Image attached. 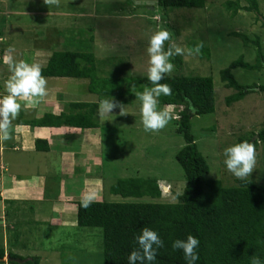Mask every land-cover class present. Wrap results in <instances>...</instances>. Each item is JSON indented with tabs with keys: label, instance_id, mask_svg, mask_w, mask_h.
I'll list each match as a JSON object with an SVG mask.
<instances>
[{
	"label": "rangeland",
	"instance_id": "obj_1",
	"mask_svg": "<svg viewBox=\"0 0 264 264\" xmlns=\"http://www.w3.org/2000/svg\"><path fill=\"white\" fill-rule=\"evenodd\" d=\"M225 1L206 0L204 8L167 9L166 17L159 9L158 14L150 16L148 10L157 7V0H49L48 3L44 0H0V27L4 34L0 39L6 47L0 58L12 55L17 60L38 63L42 68L53 50L90 49L96 56L100 76H144L148 67V38L157 30H168L170 42L185 49V55H181L184 74L213 77L216 110L213 114L194 115L192 130L208 159L212 177L221 179L227 186L233 185L236 178L224 169L223 149L238 143L239 137L248 138L264 128V92H250L242 100L228 105L227 96L235 90L224 87L220 72L241 54L246 60L255 61L254 50L243 46L240 38L230 35L232 31L251 37L260 35L264 52V0H259V20L255 12L244 10L229 18L222 6ZM127 2L130 5L126 6ZM241 2L244 4V0ZM89 28L95 30L91 34L87 31L77 34ZM90 35L93 41L88 40ZM191 40L209 46L210 57L187 55L190 46H197H188ZM80 41L86 45L81 47ZM9 48L13 51L9 52ZM175 71L174 66L169 74ZM245 72L240 68L234 72L242 84H264V68L249 71L244 78ZM9 75L7 65L0 60V95L6 94L4 81ZM44 77L47 95L32 104L18 101L21 109L11 123L10 139L0 144L2 158L6 152L14 155L9 156L10 159L5 157L4 163L0 156L1 174L6 165L10 175L9 167L19 168V162L24 159L20 171L25 177H18V170H13L11 190L18 185L26 186L24 181L36 179V173L44 174L46 179L40 196L42 201L28 199L9 205L5 211L0 203V248L5 250V260L0 262L15 264L8 261L10 252H14L26 258L39 256L40 264H103L102 230L78 227L76 202L88 189L96 191L95 200H139L114 194L110 188L119 178L148 176L160 178L161 186L167 188H163L164 201L174 199L172 189L180 192V177H183L175 154L184 140L176 131V119L156 132L145 131L140 104L135 99L121 103L123 114L115 109L107 120L101 122L99 119L102 125L94 130L55 129L49 141L51 147L59 151L36 152L30 148L36 138H33L31 127L15 124L21 111V116L30 119L42 116L45 111L58 112L66 102L99 101L98 95L89 92L86 78ZM174 111L176 113L175 108ZM255 140L256 134L251 141ZM13 142L14 146H10ZM253 147L256 165L248 178L264 185V143L258 141ZM61 196L65 202L58 201L64 200ZM55 204L62 206L63 211L55 209ZM16 205H20L19 211Z\"/></svg>",
	"mask_w": 264,
	"mask_h": 264
},
{
	"label": "trees",
	"instance_id": "obj_2",
	"mask_svg": "<svg viewBox=\"0 0 264 264\" xmlns=\"http://www.w3.org/2000/svg\"><path fill=\"white\" fill-rule=\"evenodd\" d=\"M127 5H130V2H127ZM205 5L206 0H157V7L153 11L150 9L148 11L150 16H155L159 9L167 17L168 12H165L167 9L204 8ZM222 6L229 18L236 17L240 10H244L255 12L259 20V0H244V4L241 0H227ZM94 30L89 28L78 31L77 34L82 35L85 31L90 33ZM0 35H4L1 27ZM230 35L240 38L243 46L254 50L255 61L250 62L241 54L228 67L221 70L220 76L224 87L235 90L233 94L227 96L228 105L242 100L250 92H264V84H242L234 74L239 68L247 72L260 71L264 68L260 35L255 34L251 37L237 31H232ZM88 40L93 41V35H90ZM192 41L195 40L189 41L188 46L197 44ZM80 42L81 47L86 45ZM200 43L197 44L200 45L199 56L210 57V47ZM4 44V40L0 39V57L6 51ZM167 46L168 42H165V49ZM18 52L22 54L21 51ZM95 57L90 49L53 50L46 65L41 68V74L48 77L86 78L89 80V92L98 95L99 100L113 97L120 104L133 102L136 99V92L150 86L146 75L100 76ZM170 59L176 71L167 74L161 83L171 87L172 95L161 96L159 107L175 105L176 131L184 140V145L175 154L176 161L183 171V177H180L182 180L180 192L172 189L175 198L164 201L160 178L155 176L119 178L112 184L110 191L124 198L133 197L139 200H94L88 208L81 207L80 201H77V225L81 228L102 230L103 264H127L128 254L136 248L134 234H139V229L145 226L157 231L163 241V247L157 249L155 264H185L182 252L173 251L171 242L175 239H184L188 234L200 241L197 249L199 260L196 264H250L253 255L264 259V185L245 178L236 179V183L227 186L221 179L212 177L208 159L202 153L193 133L192 117L215 112L216 93L213 77L186 75L183 72L181 55ZM247 72L243 73L244 78ZM190 106L195 111H190ZM97 107L96 101H70L58 112L45 111L42 116L30 119L21 116L23 114L21 111L15 124L29 126L35 133L39 128H76L79 131H90L102 125L99 123ZM255 134L257 140L251 141ZM253 136L245 139L239 137V142L248 141L253 146L258 141L264 143V128L253 133ZM14 143L9 145L14 146ZM50 149L48 139L35 138L34 151L48 152ZM84 174L86 175V172ZM56 180L58 182V179ZM145 197L151 200H142ZM0 203L2 204L1 193ZM19 209L17 207V211ZM75 254L79 257V254L76 252ZM4 256L5 250L0 248V258ZM10 256L24 259L22 264H40L39 256L26 258L14 252H10ZM11 262L18 264L14 260Z\"/></svg>",
	"mask_w": 264,
	"mask_h": 264
},
{
	"label": "clouds",
	"instance_id": "obj_3",
	"mask_svg": "<svg viewBox=\"0 0 264 264\" xmlns=\"http://www.w3.org/2000/svg\"><path fill=\"white\" fill-rule=\"evenodd\" d=\"M48 3L49 0H44ZM165 42H168L165 49ZM12 52L13 49H9ZM187 55H199L200 45L189 49ZM147 75L150 86H145L143 91L136 92L135 97L140 104L141 123L145 131L156 132L165 128L173 119L177 118L174 111L175 105L168 104L159 107L161 96H171L172 89L168 84L161 83L165 76L174 70L171 57L185 55V49L170 42V33L166 29L153 32L148 38L146 48ZM7 65L10 75L4 81L6 94L0 95V144L10 139V127L21 109L20 100L28 104L37 102L47 95V80L41 74V66L38 63H29L25 60H17L12 55L0 58ZM123 105L111 98H101L98 101L97 115L101 122L112 116L115 109L123 114ZM190 111H195L190 106ZM224 169L238 180L248 178L255 169L256 154L253 144L248 141L233 143L223 149ZM162 188H165L163 186ZM96 191L88 189L82 193L80 206L88 208L96 198ZM136 248L127 256V264H155L157 249L163 247L157 231L142 227L139 234H134ZM200 241L188 234L184 239H175L171 242L173 251L180 250L185 264H196L199 260L197 249ZM14 258V257H13ZM4 259V258H3ZM20 259V258H18ZM5 260V259H4ZM2 260V261H4ZM22 260V259H21ZM23 261H25L23 259ZM250 264H264V259L253 255Z\"/></svg>",
	"mask_w": 264,
	"mask_h": 264
},
{
	"label": "crops",
	"instance_id": "obj_4",
	"mask_svg": "<svg viewBox=\"0 0 264 264\" xmlns=\"http://www.w3.org/2000/svg\"><path fill=\"white\" fill-rule=\"evenodd\" d=\"M56 128H39L38 129V132L35 133L34 131H31V133L33 134V138L34 137H39V138H46L48 139V141L50 140V134H52L54 132ZM59 129H64V130H70V128H59ZM58 129H56L57 131ZM54 134V133H53ZM91 137V136H90ZM84 139H86V137H83ZM88 139H91L88 137ZM35 140V139H34ZM33 140V141H34ZM94 140V139H93ZM49 144L50 141H49ZM30 148H33L34 149V142H33V146H31ZM50 151L46 152V153H53L54 151H59V150H56L55 148H52L51 145H50ZM12 149V148H11ZM59 149V148H57ZM2 155V154H1ZM19 155H20V152H19ZM9 156H14L13 154L11 153H7L5 154V157L6 158H9ZM5 157L2 158L1 156V159H2V163H4V160H5ZM10 159V158H9ZM24 161V159H23ZM23 161L19 162L20 164V167L17 168V169H13L11 165L10 168V175L7 174V167L5 165V168H4V173H0V193H1V196H2V205L4 206V210L6 209V207H8L9 205H15V204H18V203H21V202H27L28 199L30 200H35L37 202H40L42 201L40 196H41V192L43 191V186H44V180L45 179V176L44 174L42 173H36L35 174V178L34 180L28 182V181H24V183L26 184V186H23V185H18L19 187L16 189L15 187L13 188V190H11L9 188V183L11 182V179L10 178H14V172L13 170H18V177L20 178H24V174L21 170V167L23 166ZM9 164V163H8ZM9 170V169H8ZM24 176V177H22ZM47 182V181H46ZM47 186V185H46ZM26 188V189H25ZM62 190V189H61ZM62 195H64V192H62ZM65 195L67 196V191L65 192ZM64 196H61L60 199H64L63 198ZM60 202H65L66 199L64 200H58ZM14 207H19L20 208V205H16ZM55 209H59V211H63L62 210V206H58V204H55ZM36 213L37 212H40V209L37 211H35ZM20 255V254H18ZM21 257H23L22 255H20ZM8 257H11V256H8ZM8 261H13L12 259H8ZM14 261H17V260H14ZM18 262V261H17ZM24 261L22 259V262H18V264H22Z\"/></svg>",
	"mask_w": 264,
	"mask_h": 264
},
{
	"label": "water",
	"instance_id": "obj_5",
	"mask_svg": "<svg viewBox=\"0 0 264 264\" xmlns=\"http://www.w3.org/2000/svg\"><path fill=\"white\" fill-rule=\"evenodd\" d=\"M166 188V187H165ZM8 259H12V260H17L18 262H22L21 259H18V258H11V257H8ZM4 260L3 258H0V261Z\"/></svg>",
	"mask_w": 264,
	"mask_h": 264
}]
</instances>
